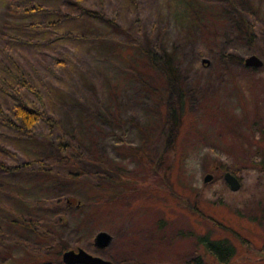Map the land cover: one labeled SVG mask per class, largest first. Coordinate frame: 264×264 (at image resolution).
Masks as SVG:
<instances>
[{
    "label": "rangeland",
    "instance_id": "rangeland-1",
    "mask_svg": "<svg viewBox=\"0 0 264 264\" xmlns=\"http://www.w3.org/2000/svg\"><path fill=\"white\" fill-rule=\"evenodd\" d=\"M65 1L42 0V3L48 5L47 10L55 8L63 14ZM253 1L261 3L264 12V0ZM25 2L28 0H0V71L3 65H11L9 57L16 56L22 44L11 42L13 49L7 47L8 38L4 34L15 33L16 27H23L21 22L25 21L18 16V25L6 24L5 15L11 14L8 7L14 3ZM123 2L104 0L100 4L98 0H84L83 3L95 9L102 5L109 16L118 20L127 17L126 26L134 37L131 43L123 45L129 61L114 56L115 50L106 52L105 46L114 43L113 37L106 36L105 46L96 35L88 39L78 37L79 26L74 25L82 16L81 11L77 14L72 10L71 16L60 20L65 24L64 30L77 33L69 43L38 46L44 54L42 62L35 67L43 72V80L37 82L38 93H29L27 99L42 111L46 92L63 89L67 93L52 116V124L40 120L33 128L39 159L49 161L52 141L73 144L74 149L65 145L69 159L51 163L59 170L57 180L66 187L72 185L66 171L74 168L71 165L74 161L89 173L78 175L83 179L77 191L78 206L70 201L72 206L66 208L69 195L54 183L51 192L59 191L55 206L63 207L62 220L50 211L45 215L37 196L24 197L22 202L4 192L3 205L12 204L28 219L37 220L44 229L51 230V237L58 242L53 238L50 242H40V248L50 247V252L45 254L30 249L32 244L25 242L21 243L19 253L14 246L15 252H11L2 243V264H44L40 260L54 259L56 252L63 249V253L67 246H80L109 260L121 259L117 264L264 262V68L252 71L230 60L234 54L244 58L254 51L234 42L230 22L222 18L212 22L216 15L213 12L203 14L204 22L200 26L189 24V17L200 16L194 4L200 2L198 6H201L206 1ZM43 12L39 19H45ZM37 16L38 13L34 17ZM82 18L90 24L101 22L97 18L89 20L87 14ZM115 37L123 38L118 33ZM136 39L159 56L163 50L175 48L177 73L185 90L175 149L165 159V164L171 162L167 179L163 177L165 165L156 162L169 131L165 120L166 80L138 49ZM203 57L208 62H202ZM58 58L65 62L60 63ZM237 81L238 91L233 85ZM10 132L0 121V143L6 142L4 134ZM17 149L20 161L23 153L21 147ZM227 164L234 172L224 167ZM225 170L239 178L238 189L229 187L223 177ZM207 173L211 177L204 180ZM21 175L28 176L26 181L36 179L33 171ZM9 189L7 183L5 190ZM42 192L45 194V190ZM60 221L63 224H58ZM0 222V242L4 240L11 246V235L7 232L20 234L21 231L6 224L4 217ZM99 230L112 235L110 243L101 249L93 243ZM207 238H224L233 245L234 253L229 261L221 262L208 250L204 241ZM36 239L37 233L32 242L36 243ZM61 256L56 264H65ZM193 256H199L202 263L192 259Z\"/></svg>",
    "mask_w": 264,
    "mask_h": 264
},
{
    "label": "trees",
    "instance_id": "trees-1",
    "mask_svg": "<svg viewBox=\"0 0 264 264\" xmlns=\"http://www.w3.org/2000/svg\"><path fill=\"white\" fill-rule=\"evenodd\" d=\"M103 1L104 0H98L100 4H102ZM123 1L124 4H136V0ZM201 1H206L208 3H203L201 6H198V3L200 2L194 4V9L200 16L196 18L189 17L190 25L196 23L200 26L201 23L204 22L203 14L206 12H213V14L216 15L214 19H212V22L213 20L218 21L222 18L223 20L231 23L230 33L236 44L243 43L245 46L251 47L252 51L258 53L262 58L264 57V12L261 10V3H255L253 0ZM65 2H63L62 6V8H64L62 11L63 14L57 13L55 8L47 10L48 5H45L44 2L42 3V0H37L35 2L28 0V2L25 3H14L8 7L11 14H6L5 20L3 21L6 24L18 25L20 22L17 19L18 16L26 21L21 22V26L23 27H16L17 31L15 33L4 34V36L8 38L6 39V42L8 43L5 44L7 47H11L13 49L11 42H20L22 44L20 45L16 56L12 58L9 57L11 65H3L0 71V121L1 124L7 125L11 129L10 134H4L6 142L4 144L0 143V220L4 217L6 224L9 223L11 228L21 231L20 234H16L12 230L10 233L7 232V234L11 235V246H8V243L4 240L0 242V246L3 243V247L5 246L11 252L14 251V246L16 252L19 253L22 247L21 243L25 242L32 244L30 249H34L36 252H42L45 254L50 252V247L42 246V248H40V242H50L52 238L57 242L58 240L54 236L51 237V230L44 229V226L42 224H38L39 222L37 220H33L32 218L28 219L25 213L20 211L19 208L14 207L12 204H10L11 206L9 204L3 205L4 192H7V194L12 196L15 200H20L22 202L25 201L24 197L36 198L37 196L45 210V215L48 211H50L52 216H56L58 214V220H62L61 215L62 212H64V209L61 205L60 207L55 206V199L57 198V200H59V191L55 193L51 192L56 185L54 183H57V185H59V189L69 195L66 197L68 201L66 208L72 206L70 201H72L73 205L78 206L80 203H77L79 202V199L77 198V191H80V188L82 187L81 182L83 181V179H79L78 175L85 172L84 168L74 161L71 164L74 168H68L66 171V174L70 177H68V179L71 180L72 185L70 187H66V184H62L57 180L59 170L55 169L51 163L67 159V157L69 159L70 155L67 154L68 149L65 148V145H68L69 143L60 142V144H54L52 141V146L50 148H52L53 151L48 156V162L44 159H39L41 158V155L36 151L38 142L36 141L33 133V128L40 120H46L47 124L49 122L52 124V116H55L56 112L59 110L58 106L61 103L60 100L67 97V93L63 89L52 90V93L50 94L46 92V96H43L44 105L42 111L27 99V95L29 93H38L37 82L39 83V81L42 82L43 80V78H41V73L43 72L35 67L38 65V62H42L44 54L42 51L38 50V46L43 43H46L47 47H51L54 44L69 43L71 36H77V33H71L64 30L65 24L60 22V20L71 16L72 10L76 12L81 11L82 16H84V14L88 15L89 20L97 18L100 19L101 22L99 23L100 25H97L96 23L90 24L88 22H84L85 20L81 16L82 20L81 18H78L74 25V27L79 26L77 31L80 36L78 37L88 39L95 38L94 36L96 35L101 39H99V42L103 46H105L104 42L107 40L106 36L113 37L112 40L114 43L105 46L106 52L115 50L114 56L120 57V59L125 61L130 60L127 55H124L126 46H123L131 43L134 38L132 37L133 34L126 26L128 23L127 17L124 16L121 20H118L115 16H109L101 7L102 5L100 8L95 9L91 6L85 5L83 3L84 0H66ZM186 4L187 9H190L191 5H188L187 2ZM59 10H61V8ZM42 11H44L43 17L46 21L45 19H39ZM36 13H38L37 18L34 17ZM77 14L79 13L77 12ZM28 18H32V20H28ZM177 19H180V17L177 16ZM116 33L121 34L123 38L120 40L117 39L115 37ZM75 40L78 43L77 45H79L78 39ZM136 44L138 49L147 56L149 63L156 67L164 75L166 80L164 100L167 105V112L165 120L169 131L165 137V146L159 150L156 162L160 166L165 165L166 168L163 171V177L167 179V169L171 162L165 164V159L167 155L175 149L177 128L181 124L183 106L185 104V90L180 80L181 78L178 76L177 65L175 62L176 57L174 55L176 54V50L175 48L163 50V55L159 56L147 48L140 39H136ZM233 56H230V60L233 62L234 60L237 61V64L243 68L251 69L252 71L264 68V64L260 67L247 66L243 63L242 56L237 54H234ZM57 61H61L60 63H63V61L65 62V60L61 58H58ZM224 64L225 66L228 65L225 62ZM105 81L108 84L107 78ZM238 83V81L237 83L233 82L237 91L239 90ZM90 85L95 86L92 82H90ZM241 90L243 92V89ZM44 112H47L48 114L46 115ZM94 113L97 115V112ZM50 132L51 131H49L48 134ZM18 146L21 147V152L23 153V159L20 161L17 159ZM69 147L74 149L73 144H69ZM213 152L216 154L219 153L216 150H213ZM66 164L67 163H65V165ZM224 167L226 169H232V167L228 164L224 165ZM101 168L105 169L104 167ZM111 168L115 169L113 167ZM98 170L99 169L96 171ZM32 171V176H36V179L32 177L31 181H26L28 176L24 178V175H21ZM7 183L10 186L8 191L5 190V185ZM169 188H171L170 185ZM42 189L45 190V194L42 192ZM33 191L35 193H33ZM74 198L76 199V202H73ZM10 215L14 217H10ZM79 217H77V219ZM22 224L26 225V227L20 226ZM58 224H63V222L60 221ZM35 233H37V239L36 243H33L32 238ZM21 235H23L22 238H20ZM27 237H30V239L25 240ZM204 241L207 244L208 250L216 255L221 262L229 261L230 257L234 253V247L227 239L207 238ZM67 248L72 247H65V249ZM62 251L63 249L61 251H57L56 253L58 254L54 259H44V261L40 260V262H44V264H56V261L59 260ZM192 259H197L199 262L201 261L199 256H193ZM111 261L112 264H117L122 260L119 259ZM0 264H2V260H0ZM26 264H33V262ZM253 264H264V262H256Z\"/></svg>",
    "mask_w": 264,
    "mask_h": 264
},
{
    "label": "water",
    "instance_id": "water-1",
    "mask_svg": "<svg viewBox=\"0 0 264 264\" xmlns=\"http://www.w3.org/2000/svg\"><path fill=\"white\" fill-rule=\"evenodd\" d=\"M202 62H208V59L203 57ZM243 62L247 66L260 67L263 64V59L256 53H249L244 57ZM210 177L211 174L207 173L204 180H208ZM223 177L231 189L236 190L240 187V180L232 171H223ZM111 238L112 235L109 232L99 230L94 235L93 243L96 247L103 248L110 243ZM62 260L65 264H112L109 259L90 253L82 247H78L76 250L73 248L66 249L62 253Z\"/></svg>",
    "mask_w": 264,
    "mask_h": 264
}]
</instances>
